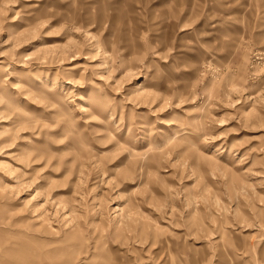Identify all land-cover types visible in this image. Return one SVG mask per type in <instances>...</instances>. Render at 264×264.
I'll use <instances>...</instances> for the list:
<instances>
[{"label": "rangeland", "instance_id": "1", "mask_svg": "<svg viewBox=\"0 0 264 264\" xmlns=\"http://www.w3.org/2000/svg\"><path fill=\"white\" fill-rule=\"evenodd\" d=\"M0 264H264V0H0Z\"/></svg>", "mask_w": 264, "mask_h": 264}]
</instances>
